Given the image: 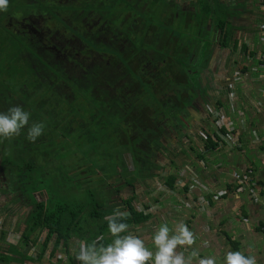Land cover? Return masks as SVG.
<instances>
[{
    "label": "trees",
    "instance_id": "obj_1",
    "mask_svg": "<svg viewBox=\"0 0 264 264\" xmlns=\"http://www.w3.org/2000/svg\"><path fill=\"white\" fill-rule=\"evenodd\" d=\"M195 6V13H191V16L197 25V33L182 35L176 40L172 38L173 34L170 37V33L166 34L164 29L163 48L160 52L157 50L160 58L166 60L163 69L165 99L162 104H158L162 108L164 122L168 111L186 105L176 103L170 93L174 91L175 96L178 94L179 85H182L178 83H181L185 72L183 66L194 67L190 59L194 56V45H198L199 38L206 32L208 18L213 12L218 14L208 0H197ZM218 22V27L224 30L225 20ZM82 29L79 26V30ZM85 42L90 46V39ZM100 44V47H107ZM0 51V112L18 105L30 113L29 125L8 141L12 147L15 146L13 152L19 153L16 158H11V164L31 158V164L27 165L28 171L32 169L33 173H37L35 179L30 177V191L27 189L30 183L25 180L26 175L19 187L32 207L23 219V246L30 242L35 244L37 240L32 236L44 232L46 235L41 255L53 238L55 249L61 245L68 248L73 237L93 244L102 236L101 245L106 246L111 241V238L105 237L108 232L107 218L112 217L115 210L127 213L121 222L128 226L146 221L150 215L144 213V208L139 210L134 203V196L121 200L116 197L124 186L132 184L127 181V175L132 174L128 177L134 181L136 176L150 170L149 166L153 164L148 156L142 157L141 152L145 150L138 143H153L159 134L144 136L143 140L137 137L130 140L128 134L130 128L134 130L142 124L149 125L150 117L145 115L144 106L154 108L155 105L147 102L130 103V97L120 88L112 94L103 86L95 87L93 84L96 69L101 84L108 81V76L115 75L118 79L124 77V71L133 74L131 69L122 64L126 62L121 58V63L109 65L110 57L103 55L92 68V54L84 52V56L79 58L72 53L66 55L67 60L64 61L66 58L58 59L51 53L39 54L35 44L15 36L3 37ZM197 52L196 49V58ZM11 86L14 91L10 92L7 89ZM129 89L135 91L132 87ZM32 123L44 125L42 135L34 142L27 139V130ZM126 155L134 161L132 172L126 164ZM143 158L150 163L141 166ZM47 160L51 166L48 168L47 181L42 182L41 169ZM23 167L26 169V166ZM116 178L126 181L119 185L112 184ZM175 179L170 175L165 184L172 188ZM94 182L99 184L97 188ZM29 193H33L32 198ZM36 193H45L47 198L37 199ZM29 259L34 260L32 257ZM0 261H5L2 254Z\"/></svg>",
    "mask_w": 264,
    "mask_h": 264
},
{
    "label": "crops",
    "instance_id": "obj_2",
    "mask_svg": "<svg viewBox=\"0 0 264 264\" xmlns=\"http://www.w3.org/2000/svg\"><path fill=\"white\" fill-rule=\"evenodd\" d=\"M178 1L191 6V12L195 13L197 0ZM208 1L218 14L213 12L208 18L207 30L199 38L203 42L199 41L201 51L197 55L195 74L201 82L196 80L195 83L201 86L199 93L203 106L188 109L185 131L171 126L165 129V135L169 132L166 142L175 147L172 153L169 154V147L161 141L155 152L156 155L159 153L160 159L154 162V154L151 155L150 170L134 181L127 179L135 185L147 183L148 187L145 186L137 196L150 192L152 197L138 207L139 210L144 208V213L150 217L138 225H129L128 231L155 252L154 231L161 224H167L169 235H172L177 225L183 223L192 232L194 243L178 246L176 251L182 252L187 260L195 249L198 255L191 258L190 264H199L201 259L209 257L216 264H224L225 255L236 251L254 257L256 264H264V66L260 61L264 53V0ZM220 20H225L224 30L218 27ZM215 109L225 112L226 123H231L238 146L231 144V138H216L217 126L212 116ZM9 140L12 137L0 139V219L5 209L9 210L5 218L13 215L15 220L20 219L11 223V228L7 221L0 225V254L5 260L0 264H36L30 249L25 250L23 242L16 247L11 239L13 233L7 234L18 232L21 227L23 230V219L27 216L23 211L25 207L31 209L25 196L24 204L20 206L13 178L6 174V170L12 173V168L8 169L12 164L8 166L7 163L11 156L3 150L10 147ZM249 169L253 171L252 184L237 189L233 172ZM164 175L166 179L162 177ZM170 175L176 177L172 188L165 184ZM191 184L195 185L193 189H189ZM135 185L130 197L134 196L138 201L135 194L139 186ZM148 189L149 192L145 191ZM222 189H228L230 194L214 201L212 192ZM201 196L207 199L203 205L199 200ZM105 237L112 240L109 232ZM73 238L86 243L79 237ZM101 238L93 243L97 248L102 246Z\"/></svg>",
    "mask_w": 264,
    "mask_h": 264
},
{
    "label": "flooded vegetation",
    "instance_id": "obj_3",
    "mask_svg": "<svg viewBox=\"0 0 264 264\" xmlns=\"http://www.w3.org/2000/svg\"><path fill=\"white\" fill-rule=\"evenodd\" d=\"M145 6H149L152 12L157 11L155 19L165 17L167 20L159 22L149 19L143 13ZM191 11V6H185L178 0H9L7 11L0 12V42L3 37L15 36L35 44L39 54L51 53L62 60L72 53L81 58L84 52H87L94 56L91 60L92 68H95L103 55L110 57L109 65L119 62L122 58L126 62L122 64L131 69L133 74L124 71V77L116 79L115 75L108 76V81L101 84L96 69L93 84L95 87L103 86L112 94H115V89L120 88L128 98L130 97V103L147 102L155 105L154 108L144 106L145 115L150 117L149 125L142 124L134 130L130 128L128 134L134 139L141 134L152 137L153 133H158L159 136L153 143H138V146L147 150L146 156L151 153L148 156L151 157L153 154L155 156L161 141H165L163 127L167 125L169 128L188 122V109L192 106L201 109L203 106L199 93L201 86L195 83L196 80L201 82L195 74L198 59L195 52L196 49L197 53L201 51L200 40L197 46L194 45V56L190 58L194 67L183 66L185 72L181 83H178L182 84L179 85L181 88L177 90L176 96L174 91L170 93L172 100L174 98L176 103L186 105L168 111L165 124L162 108L158 105L165 99L163 69L166 60H162L157 54V50L160 52L163 48L164 29L166 34L170 33V37L173 34L172 38L177 40L179 36L176 32H187L193 22ZM79 26L83 29L79 30ZM87 39H90L91 47L85 42ZM100 43L107 47H100ZM66 60L67 58L64 61ZM170 75L172 76V73ZM131 77L133 80L130 81ZM131 87L135 91L132 92L129 89ZM174 122L176 124H173ZM15 190L19 200L25 201L19 188Z\"/></svg>",
    "mask_w": 264,
    "mask_h": 264
},
{
    "label": "clouds",
    "instance_id": "obj_4",
    "mask_svg": "<svg viewBox=\"0 0 264 264\" xmlns=\"http://www.w3.org/2000/svg\"><path fill=\"white\" fill-rule=\"evenodd\" d=\"M9 0H0V12L8 9ZM30 113L21 106H12L6 112H0V138L7 139L19 135L21 129L29 125ZM44 125L32 123L27 130V139L35 141L42 135ZM127 213L115 210L108 219V232L112 240L106 246L97 248L94 244L79 243L76 260L80 264H190L191 258L198 252L194 249L186 260L182 252L176 251L178 246L194 243L192 232L183 224L177 225L174 234L169 235L167 224H161L153 233L152 243L155 252L149 250L142 239L128 231V224L121 222ZM122 233H127L121 235ZM199 264H216L211 257L201 259ZM224 264H256L251 256L241 252H228Z\"/></svg>",
    "mask_w": 264,
    "mask_h": 264
},
{
    "label": "rangeland",
    "instance_id": "obj_5",
    "mask_svg": "<svg viewBox=\"0 0 264 264\" xmlns=\"http://www.w3.org/2000/svg\"><path fill=\"white\" fill-rule=\"evenodd\" d=\"M152 8V7H151ZM126 9H128L127 7H126ZM134 9H132V12H134L133 11ZM156 10H154L153 12H152V9H150V7L148 6V7H146L145 6V12H143L144 14H145V16L147 15V17L149 18V19H155V17H157V11L155 12ZM149 12H152V14H149ZM162 13V12H161ZM154 17V18H153ZM155 20H157V21H159V22H161L162 20H164V21H166L167 19H165V17H163L162 19H155ZM180 26H181V23H180ZM197 31H198V29H197V25L196 24H194L193 22L190 24V26H189V29H188V31L187 32H176V35L177 36H182V35H191V34H193V33H197ZM204 72L205 71H203V76H204ZM22 78V77H21ZM20 78V79H21ZM8 85V84H7ZM20 86H21V84H20ZM7 90H10V92H11V90H13L14 91V89H13V87L11 86V88L9 87V89H7ZM187 119H188V117H187ZM173 124H176L175 122L173 123ZM187 125V122H184V123H180V125H173V128H176L177 130H183L184 128H185V126ZM164 129H167L168 128V126L166 125V127H163ZM186 129V128H185ZM185 129H184V131H185ZM165 131V130H164ZM181 132V131H180ZM169 135V132H167V135H165V136H168ZM140 137H138L137 136V139L138 140H143V137L145 136V134H141V135H139ZM129 137V136H128ZM0 139H2V138H0ZM129 139L130 140H133L131 137H129ZM183 139V138H182ZM3 140V139H2ZM5 140V139H4ZM38 140V139H37ZM38 142V141H37ZM163 144H166V147H169L168 148V152H169V154L170 153H172V149H174L175 147H174V145H172L170 142L168 143V142H166V140L163 142ZM8 146H10L9 148H7V151H5V147H4V152L7 154V156H11V158L13 159V158H16V156L19 154V153H17V152H13V150L15 149V146H11V145H8ZM179 146H184L183 144H180ZM47 149L49 150V146H47ZM141 154H143V156L142 157H145L146 155H147V153H146V151L144 152V151H142L141 152ZM149 154V153H148ZM150 155V154H149ZM148 155V156H149ZM158 155H159V153L156 155V153H155V156H154V158H153V161L155 162V160L157 161V159H160V158H158ZM159 157H160V155H159ZM170 158V157H169ZM126 164L128 165V168H129V171H131L132 170V168H133V163H134V161L132 160V158L130 157V156H128V155H126ZM30 160H31V158H23V160H18V161H15L14 162V164H12V167H10V168H8V169H11L12 168V173H10V170H6V174L7 175H10L12 178H13V182H14V184L13 185H15L14 187L15 188H19L20 187V185L22 186V178L26 175V177H25V180L27 179V183H30L29 184V186H27V189L29 188V191H30V189H31V186H32V184H31V182H30V177L31 176H33L34 178L33 179H35V175L37 174V173H33V170L31 169V171H28L29 170V168H27V165H29V164H31L30 163ZM49 160V159H48ZM46 161V162H44L43 163V165L45 166V167H42V174H41V177H42V182L43 181H47V178H48V176H47V172H48V168L51 166V163H49V161ZM168 160V159H167ZM176 160H177V158H176ZM163 161H161L160 163H162ZM7 163H8V166H11V161L9 160V158H8V161H7ZM144 163H150V161H148V160H146V158H143V160H142V162L140 163V165L142 166ZM61 164H62V161H61ZM23 165L24 166H26V169H23L24 167H23ZM23 167V168H22ZM120 171H122V168H120L119 169ZM8 171V172H7ZM127 172V170L124 172V174ZM132 172V171H131ZM137 172V171H136ZM128 173H130V172H128ZM31 174V175H30ZM46 174V176H44ZM96 175H98V174H96ZM132 175V174H131ZM131 175H127V178L126 179H128L129 180V177L128 176H131ZM97 177V176H96ZM137 177V176H136ZM162 177H165L164 179H166V177L167 176H162ZM92 178L94 179V176H92ZM96 179V178H95ZM40 180V179H39ZM12 182V183H13ZM113 181H109L108 183H112ZM122 182H124V179H121V178H116L115 180H114V182L112 183V184H115V185H119V184H121ZM95 183V187L97 188V185L99 186V184L97 183V182H94ZM102 185V184H101ZM134 185H135V183H132L131 185H126V186H124L123 188H122V190H121V192L120 193H118L117 194V197H116V199H119V200H121L122 198H125V199H127V198H130V194H132V191L133 190H135V189H133L132 187H134ZM148 184L147 183H143V185L141 184V183H136V185H135V187L136 186H139V190L137 191V194H135L136 196L137 195H140L139 193H140V191L142 190V189H144V187L146 186V187H148L147 186ZM151 185V184H150ZM140 186H142L141 188H140ZM145 191H147V192H149V189L148 190H145ZM29 195L31 196V198H32V195H33V193L31 194V193H29ZM36 196H37V199H46L47 198V195L44 193V194H40V193H36ZM137 199H138V201H135L134 203H136V205L139 207V204H143L144 202H146L147 201V199H152V197H151V194H150V192L148 193V194H146V195H144V196H140V197H136ZM24 203L22 202V201H20V206L21 205H23ZM25 206V205H24ZM141 207V206H140ZM13 212H15V209L14 210H12ZM22 210H20V212H21ZM29 211H30V206H29V208L28 209H26V207H25V209H24V214L25 215H27L28 216V214H29ZM6 212H9V210L8 209H5L4 211H3V213L1 214V215H3V216H1V219H0V225H4L5 224V222L7 221V223L8 224H11V223H15V222H18L19 221V219H20V217H18L16 220H15V218L13 217V215H11V216H6L7 218H5V214H6ZM19 212V211H18ZM19 216H20V214H18ZM109 218H107V220H108ZM6 223V224H7ZM7 224V225H8ZM11 226H12V224L10 225V226H8V227H10L11 228ZM13 226H14V224H13ZM21 227V226H20ZM22 228V227H21ZM19 229V231L18 232H12V231H10V232H7V234L9 235V234H11V233H13V235H12V237H11V239H13V242H15V244L17 245L16 247H18V245L20 244H22V242H23V238H22V231L24 230V228H23V230L22 229ZM6 229H7V227H6ZM5 232V231H4ZM7 234H6V236H7ZM45 232L44 233H40V234H34L32 237L34 238V239H36L37 240V242L35 243V244H33L32 242H30L28 245H26V247H25V250H29L30 249V251H31V255L34 257V259H35V261H37L36 262V264H80V262L79 261H77L76 260V254L78 253V250H79V243L80 242H78V239H76V238H73V239H71L70 240V244H69V247L68 248H65L63 245H61L60 247H59V249H55L54 248V241H55V239L53 238L50 242H49V244H48V246H47V248H46V250L44 251V253L41 255V253H42V250H43V243H44V239H45ZM101 244V243H100Z\"/></svg>",
    "mask_w": 264,
    "mask_h": 264
},
{
    "label": "built area",
    "instance_id": "obj_6",
    "mask_svg": "<svg viewBox=\"0 0 264 264\" xmlns=\"http://www.w3.org/2000/svg\"><path fill=\"white\" fill-rule=\"evenodd\" d=\"M262 30H264V27H262ZM260 61L262 65L264 66V53L260 56ZM213 119L215 120V124L217 126V132H216V138L218 137L221 140H228L231 138L233 140V146L236 147L239 145L237 136L234 134L233 127L231 126V123H226L227 116L225 112L221 109H215L212 112ZM252 174L253 171L251 169L241 172V171H235L233 172V178L236 182L237 189H243L245 187H250L252 184ZM196 183V182H195ZM195 187L194 184H191L189 189H193ZM230 194L228 189H222L219 191H213L211 194V197L214 201H220L222 198L228 196ZM201 205L205 204L207 202L206 197L201 196L199 198ZM262 230L264 231V225L262 227Z\"/></svg>",
    "mask_w": 264,
    "mask_h": 264
}]
</instances>
